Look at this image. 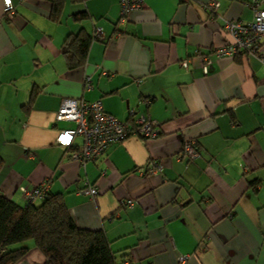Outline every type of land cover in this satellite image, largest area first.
Returning <instances> with one entry per match:
<instances>
[{"label":"crops","instance_id":"obj_1","mask_svg":"<svg viewBox=\"0 0 264 264\" xmlns=\"http://www.w3.org/2000/svg\"><path fill=\"white\" fill-rule=\"evenodd\" d=\"M250 2L145 0L124 24L119 0L68 2L58 22L44 0H13L11 15L0 3V192L24 207L22 189L49 182L78 227L107 235L119 264L186 255L187 264H264V64L215 54L233 40L227 21L254 20ZM84 11L90 18L76 22ZM82 29L93 37L87 62L69 70L61 49ZM64 99L101 100L121 121L146 116L162 133L82 165L71 159L82 138L72 149L56 144L76 127L55 119ZM187 140L201 153L194 162L178 159ZM154 164L162 170L141 175ZM87 187L99 195H81ZM20 246L29 251L17 264L46 262L33 241Z\"/></svg>","mask_w":264,"mask_h":264},{"label":"built area","instance_id":"obj_2","mask_svg":"<svg viewBox=\"0 0 264 264\" xmlns=\"http://www.w3.org/2000/svg\"><path fill=\"white\" fill-rule=\"evenodd\" d=\"M121 16L120 23L127 21L128 15L137 10L143 9L145 0H119ZM7 15L15 11L13 0H0ZM248 6L254 12V20L245 23L241 20L227 21L224 31L233 40L226 45L219 47L215 54L218 58H236L238 55L253 56L264 64V0H251ZM219 8L218 2H210L205 6V10L214 13ZM102 37V31L97 30L95 38ZM204 71L207 73L212 62L208 58H203ZM182 66L187 68L188 62L184 61ZM86 88L92 89L91 78L86 79ZM150 103V102H149ZM131 113V120L121 121L117 117L106 112L101 100L95 102L78 101L76 99H64L56 114V121L75 123V128L60 130L56 137V144L65 149L74 148L77 138L83 139L81 148L75 149L71 154V159L85 165L87 162L96 161L101 158L106 150L115 143L123 142L131 137H139L143 140L158 138L161 127L155 121L146 116H135ZM201 157V153L193 140H187L183 144L179 161L186 159L194 162ZM162 170V166L154 164L146 171L141 169V175L155 174ZM26 205L43 202L50 192L49 182L27 190L22 189ZM91 198L99 195L95 187H87L79 192ZM122 208L132 209L135 206L133 199H124L120 203ZM189 256L179 257L180 264H187Z\"/></svg>","mask_w":264,"mask_h":264},{"label":"trees","instance_id":"obj_3","mask_svg":"<svg viewBox=\"0 0 264 264\" xmlns=\"http://www.w3.org/2000/svg\"><path fill=\"white\" fill-rule=\"evenodd\" d=\"M50 3V19L58 22L65 5L84 0H44ZM90 18L87 11L73 15L76 22ZM93 37L82 29L71 34L61 52L69 70L85 66ZM4 161L0 155V172ZM33 241L46 257L44 264H119V257L103 231L77 226L63 198L49 194L41 204L24 207L0 192V264H17L29 251L21 244Z\"/></svg>","mask_w":264,"mask_h":264}]
</instances>
